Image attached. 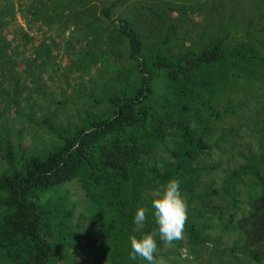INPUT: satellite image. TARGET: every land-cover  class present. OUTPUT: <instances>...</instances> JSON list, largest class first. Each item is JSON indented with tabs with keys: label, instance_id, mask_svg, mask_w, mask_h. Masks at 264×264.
Returning <instances> with one entry per match:
<instances>
[{
	"label": "trees",
	"instance_id": "16d2710c",
	"mask_svg": "<svg viewBox=\"0 0 264 264\" xmlns=\"http://www.w3.org/2000/svg\"><path fill=\"white\" fill-rule=\"evenodd\" d=\"M170 178L159 264H264V0H0V264H146Z\"/></svg>",
	"mask_w": 264,
	"mask_h": 264
},
{
	"label": "clouds",
	"instance_id": "9594fccd",
	"mask_svg": "<svg viewBox=\"0 0 264 264\" xmlns=\"http://www.w3.org/2000/svg\"><path fill=\"white\" fill-rule=\"evenodd\" d=\"M152 215L155 229L137 238H130L129 259L146 264H159L157 253L159 242L172 245L174 241L183 238L185 224L188 219V205L181 191L179 179L170 178L166 184L155 190L151 200ZM147 214L144 208H138L133 217V223L138 228H144Z\"/></svg>",
	"mask_w": 264,
	"mask_h": 264
},
{
	"label": "rangeland",
	"instance_id": "374dc122",
	"mask_svg": "<svg viewBox=\"0 0 264 264\" xmlns=\"http://www.w3.org/2000/svg\"><path fill=\"white\" fill-rule=\"evenodd\" d=\"M65 187L70 190L71 202L75 203L76 213L80 214V213H84L85 212L84 213V217H85L86 223H87V220L89 218H92V213L90 212L89 209H86V207L88 206L87 205L88 202H87V199L84 196L83 191L79 187L77 181H73V182L67 183L65 185ZM185 256H187V255L184 252V250L182 249L181 257L185 258ZM160 263H162V264H181V263H177V262H172L171 260L167 261V260L164 259V257L160 259Z\"/></svg>",
	"mask_w": 264,
	"mask_h": 264
}]
</instances>
